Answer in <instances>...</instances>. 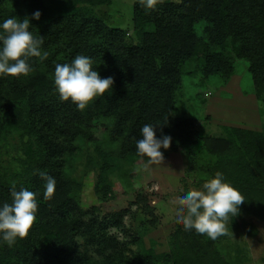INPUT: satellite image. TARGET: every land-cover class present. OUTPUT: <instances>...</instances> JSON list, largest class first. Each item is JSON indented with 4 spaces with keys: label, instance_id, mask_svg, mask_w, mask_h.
Segmentation results:
<instances>
[{
    "label": "trees",
    "instance_id": "1",
    "mask_svg": "<svg viewBox=\"0 0 264 264\" xmlns=\"http://www.w3.org/2000/svg\"><path fill=\"white\" fill-rule=\"evenodd\" d=\"M108 3L0 0V22L41 12L39 20L31 19L30 30L44 37L42 50L49 53L43 62L31 58L34 71L27 77H0V204L12 202L13 186L37 193L38 203L25 238L12 247L0 240V264H249L229 229L251 235L255 228L245 217L264 218V131L225 125L223 134L213 136L198 131L192 118L175 115L174 107L182 76L192 71L189 65L204 76L226 79L235 57L247 61L255 98L264 106V0H164L150 11L135 0V43L126 41L124 28L107 24L95 11ZM78 54L91 57L100 76L114 81L83 111L61 101L54 86L55 65ZM149 123L157 137L172 138L161 151L179 150L186 161L191 188L185 182L179 195L202 190L217 171L243 194L239 214L229 217L228 235L212 240L175 221L167 249L155 252L109 233L120 213L107 216L99 204L81 206L73 192L80 184L65 160L75 138L91 142L87 165L95 168L94 191L104 201L111 192L109 174L120 162L147 161L137 154L136 141ZM41 172L56 180L50 199L44 198Z\"/></svg>",
    "mask_w": 264,
    "mask_h": 264
},
{
    "label": "rangeland",
    "instance_id": "2",
    "mask_svg": "<svg viewBox=\"0 0 264 264\" xmlns=\"http://www.w3.org/2000/svg\"><path fill=\"white\" fill-rule=\"evenodd\" d=\"M134 1L110 0L108 4L95 7L107 24L126 30L128 43L137 41L132 25ZM147 28L152 29V24ZM191 66L188 69L192 71L182 76L176 94L175 115L192 118L198 131L213 136L223 134L225 125L264 131V106L255 98L247 61L235 57L233 73L226 79L218 75L204 76ZM71 152L66 154L65 160L71 165L67 169L72 179L80 184L73 192L81 206L99 204L107 216L120 213L119 224L109 227V233L120 242L136 240L141 247H152L155 252L167 249L174 230L175 198L185 182L187 188H191V180L184 174L186 161L182 153L179 150L164 151L163 161L153 165H147V161L120 162L109 174L112 181L109 198L100 201L94 191L95 168L87 165V160L92 157L91 142L77 136ZM129 171L133 175H129ZM245 219L253 225L254 232L251 235L241 233V236L238 228L231 233V227L229 237L233 234L231 240L241 242L251 264H264V218L246 216Z\"/></svg>",
    "mask_w": 264,
    "mask_h": 264
},
{
    "label": "clouds",
    "instance_id": "3",
    "mask_svg": "<svg viewBox=\"0 0 264 264\" xmlns=\"http://www.w3.org/2000/svg\"><path fill=\"white\" fill-rule=\"evenodd\" d=\"M146 11L154 10L164 0H139ZM41 12L36 10L31 18L20 19L10 16L0 22V77L12 76L17 79L29 76L33 71L31 58L43 62L49 56L42 50L43 36L34 35L30 30L31 19L39 20ZM114 81L112 77L102 78L91 57L76 55L70 62L57 63L54 71V86L61 101H70L83 111L97 98L109 92ZM140 137L136 141L137 154L147 157V165L159 164L164 159L161 149H168L171 136L163 134L157 137L154 124H145L140 128ZM146 165V167H147ZM40 175L45 180L44 198L50 199L55 191L56 180L47 172ZM12 202L0 204V240L8 247L15 245L18 239L29 234L36 220L38 209L37 193L20 188L11 189ZM245 201L243 194L224 178L222 172L203 183L202 190L192 189L182 192L175 198L177 205L175 221L181 222L185 230H194L216 240L228 235L229 217L240 212Z\"/></svg>",
    "mask_w": 264,
    "mask_h": 264
}]
</instances>
